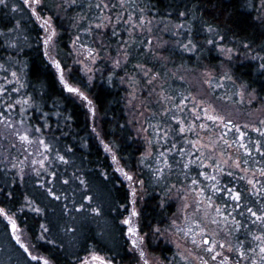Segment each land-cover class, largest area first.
<instances>
[{
	"label": "trees",
	"instance_id": "16d2710c",
	"mask_svg": "<svg viewBox=\"0 0 264 264\" xmlns=\"http://www.w3.org/2000/svg\"><path fill=\"white\" fill-rule=\"evenodd\" d=\"M259 1L131 0L135 10L143 8L152 17L184 22L180 36L164 35L165 44L152 49L147 36L129 38L119 28L100 30L90 26L102 16L96 0H75L59 8L54 0H42L39 10L52 16L58 30L56 60L67 70L68 84L80 92L68 90L59 69L48 53L45 55L43 30L28 4L23 0L0 4V64L4 66L0 68V87L6 89L0 92V208L17 213V220L40 253L56 264H78L91 253L102 254L114 263H131L136 249L133 251L131 245L129 225L124 223L131 216V226H139L148 249L167 258L174 249L163 240L156 241L154 232L173 225L177 204L168 194L184 186L203 188L205 197L213 201L211 206L206 204L213 213H208L209 218L220 238L233 246L231 255L235 260L250 264L252 256L259 255L261 241L257 237L264 233V221L257 216L264 213V178L250 185L239 171L189 163L194 160L189 157L190 146L181 141L178 124L168 114L160 119L168 126L169 134L162 143L166 163L157 176L151 168L154 157L144 154L145 142L134 132L128 90L123 83L124 75L146 65L166 78L164 89L180 100L191 92V87L179 73L188 68L219 72L227 63L232 77L264 104V18L258 17L256 11ZM89 27L93 32L84 31ZM77 34L89 41L90 48L101 50L94 76L73 60L70 45ZM218 36L223 45L241 53L224 60L216 46ZM184 42H188L187 48H196L188 51L182 47ZM246 51H253L256 57L247 58ZM121 53L127 54L126 59L117 65L114 61ZM78 93L91 101V108L77 98ZM24 132L28 140H21ZM238 134L235 131L234 138ZM244 135L251 151H244L243 161L262 172L264 130H244ZM45 143L51 147L45 148ZM61 156L65 159L61 160ZM124 173L143 181L138 216L132 212V189H136L137 182ZM213 176L214 180L208 178ZM193 180L199 184L193 185ZM213 184L224 191H215ZM233 189L241 193L239 201L230 195ZM28 201L32 208L23 210ZM97 207L100 213L92 211ZM217 208L224 215L217 216ZM233 218L239 221V227ZM0 235L11 243L8 225L1 217ZM240 247L245 252L256 248V253L249 252L245 260L239 256Z\"/></svg>",
	"mask_w": 264,
	"mask_h": 264
},
{
	"label": "rangeland",
	"instance_id": "374dc122",
	"mask_svg": "<svg viewBox=\"0 0 264 264\" xmlns=\"http://www.w3.org/2000/svg\"><path fill=\"white\" fill-rule=\"evenodd\" d=\"M54 1L58 8L64 5H71L75 2V0ZM96 2L100 5L99 9L102 16L99 21L90 26L100 30H105L108 27L119 28L118 31L124 30L129 38H132L134 35L147 36L149 37L148 47L152 49L155 47L160 48L165 44L166 38L164 39V37L168 34L175 37L180 36V32H182L181 30L184 26V22H175L171 18L152 17L143 8L135 10L133 9L131 0H96ZM40 4H42V0ZM40 4L33 5L36 8L35 15L39 13V16L45 20L50 17L51 26L55 27L57 33L52 38V41L45 46L44 39L49 34V28L45 27L39 19L37 20L43 30L42 42L45 50L53 62L57 57L56 39L58 30L52 16L49 14L43 15L39 10ZM105 4L108 7H104ZM256 11L258 17L264 18V3H261V0L258 2ZM105 17H109L111 22L109 23L108 20H105ZM117 17H122V19L117 20ZM97 25L107 26L98 28L96 27ZM91 32H93V29ZM212 36L215 35L212 34ZM221 40L222 37L218 36L216 46L224 60H230L235 55L241 53V51L234 47L223 45ZM209 41L213 42L212 39ZM176 43H179L178 39ZM86 44H88L87 49L82 47ZM89 45V41H85L83 37L77 34L70 45L72 49L71 54L74 62L85 73L94 76L96 65L101 58V50L90 48ZM183 45L189 46L188 42L182 44V47L185 48ZM244 46L247 45L244 44ZM89 49L96 50L93 53L96 57L95 59L89 56ZM229 50H231L230 54ZM125 54L121 53V56H117L115 61L122 63L126 59ZM244 54L247 58L256 57L253 51H246ZM137 68L136 71L128 72L127 75H124L123 83H125L128 90L127 104L134 132L137 137L145 142L146 150L144 154L154 157V168L151 166L152 170H155L157 173V170H162L165 164L163 156H160V153L163 152V139L168 136L169 131L166 132L168 126L162 124L164 120L161 122L160 119L168 114L178 124V133L182 136L181 141H186L188 146H190L189 157L191 159L198 160L206 167L215 170L239 171L250 185L257 184L253 183L254 180L258 182L261 178H264V173L245 165L242 157L247 148L245 142H248L249 139L245 135L241 136V133L244 134V130L260 129L259 132L264 130V104L260 103L256 95L248 91L246 86L238 83L232 77L228 71L227 63L222 65L219 72L210 68H188L179 73L181 74V78L186 80L191 87V92L184 95L180 100H177L175 96L166 92L164 89L166 78L159 75L158 72L146 65H141ZM64 80L67 81V70H64ZM78 94H76L77 98L90 107V100L82 97L80 93ZM213 116H218L222 119L214 120L211 118ZM153 118L157 120L151 122ZM228 121L232 123L229 124ZM181 128H185V131H181ZM235 131L239 132L237 139L234 138ZM165 133H167L166 136ZM155 147L156 150L154 149ZM109 148L111 147L109 146ZM257 148H260L259 143ZM237 164L239 167H237ZM131 177L137 182V186L135 187L136 193L133 195L134 208L137 211V202L143 195V188L136 175L131 174ZM185 193H187V198H185ZM168 196V198L174 200L177 204V212L173 217V221L176 223L158 228L159 232L155 230L154 237L156 241L163 240L170 244L174 249V254L163 258L151 252L146 245V236L142 234L144 240L141 247L147 255L142 258L139 250L136 249L134 251L135 247H133L134 258L131 263L120 262L114 264H144L145 260L149 264H202V261L205 259L209 261V264H217V261L211 259L214 253L208 251L206 244L199 243L203 239V234L199 232V228L196 225L192 224V220H199L200 226L207 229L210 241L216 242V251L222 253L218 259L230 257L229 264H236L237 260L231 255L233 246L231 245L229 248L221 244V241H224V239L220 238L216 233L209 214L205 215V211L207 213L210 212V208L206 206V201L201 200L197 193L192 192L189 187L184 186L171 189ZM197 201L205 203V207L197 208ZM186 204L188 205L187 207H185ZM22 208L23 210L30 209L32 208V204L28 201ZM5 211L7 212V210ZM7 213L8 216H11L16 221L19 227L15 234H13L11 221L3 213H0V217L8 225V236L13 245L6 239V236L0 235V264H43V260H34L32 256L45 257L49 259L51 264H56L50 257L37 250L26 228L20 225L17 220V213ZM210 213L213 214L212 212ZM220 224H223L222 220H220ZM178 226L185 229V231L178 232ZM189 227L195 230V236L186 231ZM16 235H19L29 245V251L32 252V256H29L27 251L16 240ZM43 238V235H41L40 240H43ZM180 253H183V257H187V259H184ZM93 254H98L105 258L102 254L91 253L82 261H86L87 264H102V261L91 259ZM81 262L78 264H81Z\"/></svg>",
	"mask_w": 264,
	"mask_h": 264
},
{
	"label": "snow or ice",
	"instance_id": "6c2138e0",
	"mask_svg": "<svg viewBox=\"0 0 264 264\" xmlns=\"http://www.w3.org/2000/svg\"><path fill=\"white\" fill-rule=\"evenodd\" d=\"M24 3L28 4V6L32 9V11L35 13L36 12V8L33 6L34 4H40L41 3V0H23ZM7 3V0H0V4H5ZM261 3H264V0H261ZM98 8L100 7L99 4L96 5ZM16 7H19V5H16ZM104 7H108L107 4L104 5ZM37 15V19H39L41 21L42 24L45 25V27L49 28V34L45 37L44 39V44L45 46H47L49 44L50 41H52V38L54 36H56V29L55 27H52L51 26V18L49 17L47 20H45L43 17H40L39 16V13H36ZM105 20H108L109 23L111 22L110 18L109 17H105L104 18ZM117 20H120L122 19V17H117L116 18ZM129 19H131V17H129ZM106 27L107 25H97L96 27ZM85 32H91L92 31V28L89 27L87 29H84ZM208 31H212L211 28L208 29ZM115 35V33H113ZM209 43H211V41H209ZM185 48H187V45H183ZM82 47L86 48L87 49V45H83ZM188 51H192L194 49L192 48H187ZM96 50L95 49H89L88 50V53H89V56H91L93 59H95L96 57L93 55V53L95 52ZM230 51L229 50V54H230ZM45 55H47V51L45 52ZM127 54H125L126 56ZM49 59L51 60L52 58L49 57ZM53 63L56 65V67L60 70V78L61 80L64 82V84L67 86L68 90L69 91H72V92H80V89L79 88H75L73 87L71 84H68V82L66 80H64V69H63V66L60 64V61L59 60H55L53 61ZM115 63L118 65L119 64V61H115ZM4 67L2 64H0V68ZM262 67H264V65H262ZM12 76L14 79L18 80L19 78L17 77L16 73L15 72H12ZM6 89H4L3 87H0V92H5ZM17 91H19V89H17ZM82 96H83V93H80ZM85 99H87V97H84ZM89 103H91V101H89ZM9 108H12V107H15V105H8ZM93 111H95V109H93ZM205 114H207V112H205ZM0 115H2V113H0ZM212 119L214 120H219V119H222L221 117H218V116H213L211 117ZM21 123H23V121H21ZM229 124H231L232 122L231 121H228ZM235 127V125H233ZM181 131H185V128H181L180 129ZM257 131H260V129H257ZM19 135V133H18ZM167 135V133H165V136ZM244 134L241 133V136H243ZM21 140H28L29 139V135L27 132H24V134L22 136H20ZM44 147L45 148H50L51 146L47 143L44 144ZM107 147V146H106ZM110 150V149H109ZM169 151H171V149H169ZM245 151H251L250 149H245ZM165 154L163 152L160 153V156H164ZM61 160L65 159L63 156L59 157ZM113 159H115V156H113ZM166 163V161H164ZM199 161L198 160H190L189 163H198ZM40 163H43V161H40ZM188 165L186 164L185 167H187ZM218 166V165H217ZM237 167H239V165L237 164ZM123 171V170H121ZM262 173H264V169L261 170ZM128 179H132V177L130 175H128L127 173H124ZM162 174V170H157V176H160ZM53 175H55L53 173ZM202 175L204 176H207L208 174L207 173H202ZM210 180H214L215 177H208ZM41 184H43V181H40ZM141 184H143V181H140ZM253 183H258L257 181H253ZM192 184L193 185H198L199 184V181L197 180H193L192 181ZM213 189L215 191H224V189H220V188H216V185L213 184L212 185ZM47 191L50 192V194L55 197L56 196V193L55 192H52L51 189H47ZM192 192L194 193H197L201 200H204L206 201V204L208 206H211L213 201L210 199V198H206L205 197V190L203 188H192L191 189ZM132 192H133V195H135L136 193V189H132ZM230 195L234 196V199L235 201H239L241 199V193L239 191H235L234 189L231 190L230 192ZM185 198H187V193H185ZM87 199L91 200L92 197L91 196H88ZM188 205L186 204L185 207H187ZM80 207L82 208L83 205H80ZM196 207L197 208H204L205 207V203H201L200 201H197L196 202ZM237 207H239V204H237ZM37 211H41V209L37 208L36 209ZM93 212L95 213H100L101 212V209L100 208H94L92 209ZM233 211H235V209H233ZM248 211L250 213H252L253 216H257V213L255 212H252L251 209H248ZM133 212V215H139V213L136 212V209L133 208L132 210ZM0 213H3L5 217H7L8 220L11 221L12 223V231H13V234H15L17 228L19 227V225L16 223V221L11 217V216H8V213L5 211V209L3 208H0ZM215 213L217 216H222L224 215V213L219 209L217 208L215 210ZM207 211H205V215L207 216ZM258 219H260L261 221H264V213H261L257 216ZM215 223H219V221H214ZM124 223L126 225H129L127 231H128V234L130 236L133 237V239L131 240V244L135 247V249L139 250V253H140V256L143 258L145 257L147 254L144 252L143 248L141 247V244L144 240V236L140 235V229H139V226H131L132 225V218L131 216L128 217ZM173 223L175 224L176 222L173 221ZM225 224H227V220L224 221ZM233 223L239 227V221H236L234 218H233ZM192 224L196 225L198 228H199V232L201 234H203V239L199 241V243H202V244H206L207 247H208V251L210 253H214V255L211 256V259L213 261H217V264H229V260H230V257H224L222 259H218L221 257L222 253L221 252H217L216 251V248H217V244L215 241H210V238L209 236L207 235V229L200 226V221L199 220H192ZM157 232H159V229L157 228L156 229ZM177 231H185V229H182L180 228L179 226L177 227ZM188 233H191L193 236H195L196 232L193 228L189 227L187 230H186ZM16 240L22 245V247L27 251V254L29 256H32V252L29 251V245L27 243L24 242V240L21 239V237L19 235H16L15 236ZM258 240L261 241V244H260V252H259V255L256 256V255H253L251 260H250V264H264V233H261L260 236L257 237ZM194 243H196V241H194ZM221 244L226 246V247H231V245H228L226 241H221ZM250 253H256V248H251L249 250ZM249 252H245V250L243 249V247H240L239 248V256L240 257H243L245 260H248L249 259ZM180 255L183 257V253H180ZM32 258L34 260H43V264H51V262L49 261V259L45 258V257H38V256H32ZM184 259H187V257H183ZM91 259L93 260H98V261H102V264H114L113 261L111 260H108V259H105L104 257H101L99 256L98 254H93ZM81 264H87L86 261H82ZM144 264H149V262L147 260L144 261ZM202 264H209V261L207 259L203 260L202 261ZM236 264H241V261L239 259H237L236 261Z\"/></svg>",
	"mask_w": 264,
	"mask_h": 264
}]
</instances>
